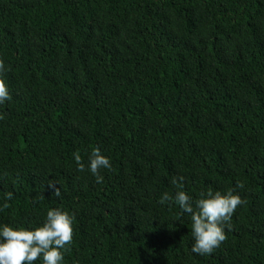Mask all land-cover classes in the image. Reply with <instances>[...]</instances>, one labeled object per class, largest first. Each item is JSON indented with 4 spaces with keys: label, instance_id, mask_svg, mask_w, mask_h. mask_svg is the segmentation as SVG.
I'll return each instance as SVG.
<instances>
[{
    "label": "trees",
    "instance_id": "obj_1",
    "mask_svg": "<svg viewBox=\"0 0 264 264\" xmlns=\"http://www.w3.org/2000/svg\"><path fill=\"white\" fill-rule=\"evenodd\" d=\"M0 63V223L69 213L63 264H264V0H0ZM173 177L244 201L210 255Z\"/></svg>",
    "mask_w": 264,
    "mask_h": 264
},
{
    "label": "clouds",
    "instance_id": "obj_2",
    "mask_svg": "<svg viewBox=\"0 0 264 264\" xmlns=\"http://www.w3.org/2000/svg\"><path fill=\"white\" fill-rule=\"evenodd\" d=\"M3 64L0 63V70ZM10 100L9 90L3 80H0V105ZM77 171L87 170L95 178L96 183H102L100 170L110 169L108 157L99 149L94 148L82 162L79 155L73 157ZM183 177H173L171 183L177 188L174 195L164 192L158 198V203H174L181 213L190 219L192 237L191 252L206 256L213 253L225 240L224 226L227 225L237 208L243 204L239 195L232 190L224 193L219 191L202 192L200 197L193 199L182 190ZM243 187L242 184L237 185ZM53 194L60 196V191L49 184ZM12 199L11 193L3 197V207ZM74 217L59 208H49L43 223L34 228L13 227L0 223V264H63L64 252L73 240Z\"/></svg>",
    "mask_w": 264,
    "mask_h": 264
}]
</instances>
